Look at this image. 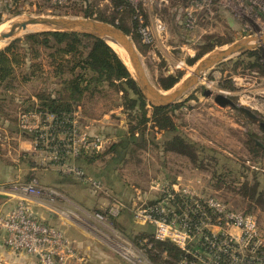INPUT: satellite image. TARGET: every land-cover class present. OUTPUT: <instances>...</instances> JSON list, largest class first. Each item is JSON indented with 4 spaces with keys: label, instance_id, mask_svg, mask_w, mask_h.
<instances>
[{
    "label": "rangeland",
    "instance_id": "374dc122",
    "mask_svg": "<svg viewBox=\"0 0 264 264\" xmlns=\"http://www.w3.org/2000/svg\"><path fill=\"white\" fill-rule=\"evenodd\" d=\"M112 1L0 0V30L9 21L18 18H92L84 17L86 12L92 13L93 16L101 14L103 17H109ZM137 2H141L147 25L154 27L157 18L164 26L162 33L155 32L153 42L143 47V53L138 50L129 35L140 54L149 80L163 90L158 85V78L168 75L180 76L165 94L172 92L194 70L196 62L206 53L192 65L188 61L195 59L204 46L214 45L219 39L228 41L214 46L210 50L212 51L248 36L264 33V3L253 6L247 1L239 3L238 0H214V12L210 15L206 8L196 9L191 0ZM194 9L197 10L193 12L196 16L195 25L188 28L185 26L187 12ZM127 23L130 25L131 19L127 20ZM42 30L44 29L15 35L0 42V48L17 37ZM139 43L141 44L140 41ZM250 50L254 51L255 56L246 54ZM42 86V79L34 78L26 86L7 93L1 103L0 159L14 163L19 172L25 173L24 178H29L30 175L23 165L30 161L41 163L42 155L37 151V156L32 157V150L19 148L11 131L20 130L18 115L22 111L30 110V93ZM216 94L229 98L232 105H218L214 101ZM119 102V94L112 88H104L103 93L83 102L82 107L74 114L76 121L86 131L83 126L86 119H105L115 129L118 128L120 120H124L128 128L131 116L137 121L136 113L124 112L121 106L118 109ZM147 104L148 109H151L152 105L148 102ZM171 105L173 107L169 114L179 134L196 146V162H191L186 156L164 152V141L169 139L171 134L162 133L148 124L145 128V146L132 145L124 160H116V175L119 176L122 172L127 173L126 178L131 181H147L155 175L163 177L180 172L189 177L194 172L200 176L202 189L231 208L256 215L264 227V210L258 203L241 193L244 184H247L248 189L255 181L264 189V44L238 52L209 68L194 88ZM93 123L98 124L97 121ZM29 136L33 138L32 134ZM105 159L104 156L97 159L93 165L95 170L96 166L104 164ZM116 225L131 239L141 237L140 227L133 222L129 223L126 229L121 228L117 221ZM106 250L112 253L111 250Z\"/></svg>",
    "mask_w": 264,
    "mask_h": 264
},
{
    "label": "built area",
    "instance_id": "2783aa9c",
    "mask_svg": "<svg viewBox=\"0 0 264 264\" xmlns=\"http://www.w3.org/2000/svg\"><path fill=\"white\" fill-rule=\"evenodd\" d=\"M246 1L253 6L264 3V0H238ZM213 2L191 0L196 9L206 8L210 15L214 12ZM137 3V0L132 2ZM196 9L187 12L188 28L195 25ZM138 17L141 41L151 44L155 32L162 33L164 26L156 18L155 26L150 27ZM74 114L70 125L64 127L61 121L55 122L52 114L36 109L22 111L18 115V127L33 135L42 165L83 181L93 192L107 193L103 183L88 176L73 159L103 152L110 139L83 130ZM157 189L154 200L141 202L132 209L134 224L151 226L149 236L131 239L117 227L115 218L124 206L118 198L112 197L104 209L82 211V214L61 212L125 264H159L151 257L154 255L151 238L177 247L180 255L175 264H264V227L256 215L231 208L216 196L199 193L187 184L157 183ZM4 190L18 198L11 210L0 214V231L9 250L32 255L38 264H67L71 259L85 263L86 258L77 253L75 241L57 226L39 220L30 204L31 200L39 202L43 197L54 201L59 196L57 191L41 186L33 177L16 181Z\"/></svg>",
    "mask_w": 264,
    "mask_h": 264
},
{
    "label": "trees",
    "instance_id": "16d2710c",
    "mask_svg": "<svg viewBox=\"0 0 264 264\" xmlns=\"http://www.w3.org/2000/svg\"><path fill=\"white\" fill-rule=\"evenodd\" d=\"M111 3L112 11L109 17H103L101 14L93 16L89 12L84 13L83 16L121 28L132 36L138 50L143 53V47L149 44L143 43L137 32L140 23L138 16H141L144 24L147 22L141 2L134 5L128 0H113ZM129 19H131L130 25L127 23ZM227 42L219 39L214 45L204 46L195 59L189 60L188 63L194 64L214 46ZM246 54L255 56L252 50ZM34 78H41L43 86L30 93L28 108L52 114L55 122L61 121L64 127L70 125L72 114L82 107L83 102L103 93L104 88H112L119 94L121 102L118 105L124 112L134 111L137 121L131 116L127 124V133L106 150L112 153L116 160H124L130 153L132 145L145 146V128L146 125L151 124L152 128L162 133L171 134V137L164 141V152L186 156L191 162H196L195 144L186 141L179 134L178 128L171 119L169 111L173 105L152 106L148 109V104L123 59L102 39L76 32L42 30L11 40L0 48V109L7 93L26 86ZM179 79L180 76L168 75L158 78V85L166 91ZM102 155L103 152L83 158L90 162ZM247 187V184H244L242 195H247L264 210V189L259 187L258 181H255L250 189ZM151 241L154 250V255L151 257L155 262L175 264V260L180 255L176 246L152 238ZM162 254H165V258Z\"/></svg>",
    "mask_w": 264,
    "mask_h": 264
},
{
    "label": "crops",
    "instance_id": "0c3cea01",
    "mask_svg": "<svg viewBox=\"0 0 264 264\" xmlns=\"http://www.w3.org/2000/svg\"><path fill=\"white\" fill-rule=\"evenodd\" d=\"M118 109H120V106ZM86 120L83 125L84 128L91 134L107 136L110 139V145L124 137L127 133V126L124 120H120V124L116 129L110 126L109 124L111 123H108L105 119ZM95 121L98 124H94L93 122ZM11 133L16 137L19 148L27 151L32 150V157L37 156V150L34 147L33 139L29 136V133L18 129H13ZM107 149L103 151L102 155V157H106L104 164L96 166V170L93 165L99 158L90 162L86 161L83 158L84 156L73 159V162L81 166L88 173H86L88 176L100 180L106 188L107 193L93 192L83 181L71 175L62 174L57 168H46L37 161L35 163L34 161H30L23 165L25 171L30 175L29 178H24L25 173L23 174V171L19 172L13 165L14 163L4 162L0 159V214H5L11 210L18 200L15 195H11L4 188L16 181H24L32 177L36 178L41 186L49 187L57 191L59 196L51 202L45 197L39 202L31 200L30 204L34 213L39 220L57 226L66 237L75 241L77 253L86 258L84 264H125L117 259L116 255L107 251L104 246L95 242L83 231L79 224L71 218L66 217L61 211L82 214V211L104 209L112 197L118 198L124 206L119 216L115 218V223L117 221L121 228L126 229L129 223L133 222L132 209L141 202H151L158 196L157 183L168 186L175 183H183L190 185L199 193L209 194L201 188L200 176L194 172L189 177L185 174L182 175L180 172L171 173L163 177L155 175L151 176L147 181L142 179L131 181V179L126 178L128 174H122V172L118 176L116 175V158H114L112 153L106 152ZM139 227L143 236L151 234L152 232L151 226ZM3 238L4 233L0 231V264H38L36 257L32 255L9 250L4 245ZM67 264L82 263L77 259H71Z\"/></svg>",
    "mask_w": 264,
    "mask_h": 264
},
{
    "label": "water",
    "instance_id": "95a60500",
    "mask_svg": "<svg viewBox=\"0 0 264 264\" xmlns=\"http://www.w3.org/2000/svg\"><path fill=\"white\" fill-rule=\"evenodd\" d=\"M33 24H39L43 26L44 30L68 31L88 34L102 39L108 45L110 44L106 41V39L118 43L126 52L128 61L135 70L134 74L131 73L130 70L129 71L133 75L140 93L148 103L157 107L169 106L179 100L184 94L194 88L200 79H202L205 72L214 65L227 60L238 52L252 49L256 46L264 44V33H262L258 36H248L241 40L229 43L207 52L196 62L194 70L191 71V73L178 85V87H176L170 93L163 94L166 91L160 90L149 80L140 54L137 51L136 46L134 45L130 36L116 25H112L94 18L50 16L18 18L13 23H11L7 29L0 31V41L9 37L15 31L25 29L26 27H29ZM251 41L254 42L250 43ZM214 101L220 106H225L228 104L232 105L230 99L222 94H216L214 96ZM246 112L250 114L248 110Z\"/></svg>",
    "mask_w": 264,
    "mask_h": 264
},
{
    "label": "bare ground",
    "instance_id": "6f19581e",
    "mask_svg": "<svg viewBox=\"0 0 264 264\" xmlns=\"http://www.w3.org/2000/svg\"><path fill=\"white\" fill-rule=\"evenodd\" d=\"M15 20H11L9 21L0 31L2 30H5L9 27V25L11 23H13ZM44 27L39 25V24H33V25H30L29 27H26L25 29H22V30H18V31H15L12 35H10L9 37L5 38L4 40H1L0 42L2 41H6L8 40L9 38L15 36V35H18L20 33H24V32H27V31H33V30H39V29H43ZM106 41L116 50V52L118 53V55L123 59V61L126 63V65L128 66L129 70L131 71V73H135V70L134 68L130 65V62L128 61V58H127V55H126V52L124 51V49L116 42L112 41V40H109V39H106ZM159 94V93H158ZM165 94V93H163Z\"/></svg>",
    "mask_w": 264,
    "mask_h": 264
}]
</instances>
